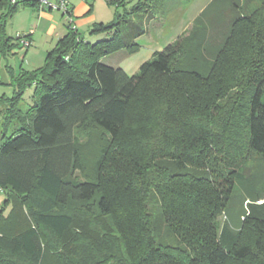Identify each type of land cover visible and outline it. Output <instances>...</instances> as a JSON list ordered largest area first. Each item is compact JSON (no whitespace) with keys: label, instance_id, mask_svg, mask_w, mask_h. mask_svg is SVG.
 <instances>
[{"label":"trees","instance_id":"16d2710c","mask_svg":"<svg viewBox=\"0 0 264 264\" xmlns=\"http://www.w3.org/2000/svg\"><path fill=\"white\" fill-rule=\"evenodd\" d=\"M168 1L138 0L95 25L111 37L93 44L67 25L33 74L34 104L0 98L4 126L18 122L2 132L1 209L15 196L29 219L0 230V264L46 251L62 264H264V0H211L132 75L101 61L134 49ZM20 5L37 1L0 0L2 55L19 46L5 24ZM151 196L175 244L155 242Z\"/></svg>","mask_w":264,"mask_h":264},{"label":"rangeland","instance_id":"374dc122","mask_svg":"<svg viewBox=\"0 0 264 264\" xmlns=\"http://www.w3.org/2000/svg\"><path fill=\"white\" fill-rule=\"evenodd\" d=\"M121 1V0H117ZM138 0H123L124 5L116 6L115 0H77L74 2L73 20L82 21L77 26V33L87 43H96L111 37V32L93 33L92 29L98 24H108L130 11ZM211 0H180L174 7L170 0L165 3V12L156 14V17L148 24L147 32L136 39V46L132 50L119 49L102 58V62L112 67H120L128 74L138 71L140 64L150 59L154 52L160 51L169 42L180 35L193 19L198 16L201 10ZM67 23L60 11L55 9L39 10L36 6L20 5L9 17L5 24V31L12 39L17 36L31 33V45L27 48L21 45L14 48L6 55L0 54V98L11 99L18 95L22 99L21 110L25 111L28 106L34 104V80L33 74L41 67H44L46 57L56 46L60 37L66 33ZM27 76V81L19 84L18 79ZM32 76V77H28ZM25 79V77H24ZM3 115H0V144L2 143V132L13 133L17 131L18 122L11 120L5 127ZM101 140L93 135L88 151L95 154V147L100 145ZM255 168L251 167L249 179L253 180ZM259 186L264 190L263 171L257 170ZM6 198L5 193L0 189V230L5 234L16 233L29 225V219L21 209V202L15 196L6 201L3 209L2 203ZM156 197L149 199V210L152 212L154 224L155 242L163 244H175L174 238L166 231L165 226L157 215L158 207ZM264 199L258 204H263ZM264 208L263 206H259ZM218 220L222 223L225 215L222 213ZM105 223V222H104ZM107 227V226H106ZM90 227L89 230L90 231ZM92 232H95L92 229ZM46 236L53 243L58 241L46 231ZM41 264H62L56 255L45 253ZM226 264H248L245 262H228Z\"/></svg>","mask_w":264,"mask_h":264},{"label":"built area","instance_id":"2783aa9c","mask_svg":"<svg viewBox=\"0 0 264 264\" xmlns=\"http://www.w3.org/2000/svg\"><path fill=\"white\" fill-rule=\"evenodd\" d=\"M11 3L15 4L19 0H10ZM37 8L39 10L44 9H55L60 11L61 15L64 17V20L68 25L76 30V26L73 20V9L70 3V0H36ZM31 33L26 35L17 36L16 43L21 45L24 48H27L31 45Z\"/></svg>","mask_w":264,"mask_h":264},{"label":"crops","instance_id":"0c3cea01","mask_svg":"<svg viewBox=\"0 0 264 264\" xmlns=\"http://www.w3.org/2000/svg\"><path fill=\"white\" fill-rule=\"evenodd\" d=\"M76 1H77V0H70V3H71V6H72V9H73V12H74V6H75V5H74V2H76ZM37 9H38V8H37ZM150 21H152V20H150ZM74 23H75V21H74ZM80 25H82V21H79V20H78V22L76 21V23H75L76 30H77V26H80ZM190 26H191V24L188 25L187 28L184 29V31L187 30ZM184 31H183V32H184ZM183 32H181V33H183ZM181 33H180V34H181ZM140 37H141V36H140ZM30 38H31V36H30ZM172 41H173V40H172ZM127 74H128V73H127ZM132 74H133V73H132ZM132 74H128V75H132Z\"/></svg>","mask_w":264,"mask_h":264},{"label":"water","instance_id":"95a60500","mask_svg":"<svg viewBox=\"0 0 264 264\" xmlns=\"http://www.w3.org/2000/svg\"><path fill=\"white\" fill-rule=\"evenodd\" d=\"M108 264H112V263H108Z\"/></svg>","mask_w":264,"mask_h":264}]
</instances>
